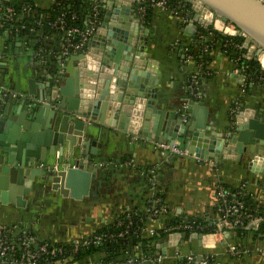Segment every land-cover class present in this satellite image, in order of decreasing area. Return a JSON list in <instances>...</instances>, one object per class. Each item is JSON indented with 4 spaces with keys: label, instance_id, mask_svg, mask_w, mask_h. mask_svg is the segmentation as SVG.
Wrapping results in <instances>:
<instances>
[{
    "label": "crops",
    "instance_id": "1",
    "mask_svg": "<svg viewBox=\"0 0 264 264\" xmlns=\"http://www.w3.org/2000/svg\"><path fill=\"white\" fill-rule=\"evenodd\" d=\"M0 1L5 4L11 0ZM12 1L25 4L27 0ZM54 1L33 0L36 9L41 10L49 8ZM186 18L180 9L152 7L148 24L141 21L148 27V51L161 71L157 85L158 106L168 112L178 110L182 98L193 91L191 79L198 73L200 81L193 85L199 91L195 99L203 100L209 106L208 120L214 132L229 133L235 108L249 109L264 121V82L247 83L237 60L223 50L222 41L210 45L202 42L198 35L186 31ZM1 20L2 16L0 71L3 64H9V86L12 81L15 83L17 75H22L23 85L27 84L28 77H34L37 83L49 81L58 67L65 33L45 31L41 27L20 34L18 28L5 26ZM201 51L206 56L204 60L195 57ZM188 55H192L190 60ZM114 108L107 112L104 123L95 121L91 128L93 135L98 137L95 141L101 153L95 158L99 175L90 194L75 199L68 190L59 194L50 183L35 196L12 199L0 194V226L26 227L40 242L68 243L88 238L132 212H143L145 226L157 230L178 218L190 216L203 217L211 225L216 217L217 189L221 185H227L233 191L241 190L244 185V191L264 209V171L261 175L251 171L247 159L239 162L232 156L219 161L200 160L184 152H177L174 159L173 152L164 149L156 138H147L141 131L137 133L134 126L129 130L120 129L118 121L113 119ZM151 169H157V180L164 187V202L169 208L168 214L152 221L146 215V209L153 201V183L148 175ZM194 234L186 238L181 234L177 244L165 247L164 258L145 264H180L174 257L175 252L214 254L220 264H264V233L256 237L253 236L255 233H249L243 237L228 232L225 240L218 235L197 239ZM169 236L166 239L156 237L153 241L155 250L163 252L158 246L168 241ZM230 243L245 246L248 253L242 257L226 254L225 247ZM104 255L97 252L74 261L50 264H90V257L98 261Z\"/></svg>",
    "mask_w": 264,
    "mask_h": 264
},
{
    "label": "water",
    "instance_id": "2",
    "mask_svg": "<svg viewBox=\"0 0 264 264\" xmlns=\"http://www.w3.org/2000/svg\"><path fill=\"white\" fill-rule=\"evenodd\" d=\"M101 2L105 15L95 33L83 48L59 52L49 81L37 83L28 77L23 85L22 75H17L9 86V64L1 67L0 194L12 199L35 196L50 183L59 194L68 190L75 199L89 195L99 175L95 158L101 153L91 128L95 121L104 123L113 107V119L122 130L134 126L137 133L200 160L247 159L251 171L263 174L264 121L241 108L229 133L214 132L209 106L195 99L199 91L193 85L178 110L158 106L161 71L148 51V27L139 15L141 0ZM181 2L189 18L187 32L196 36L199 27L213 26L217 15L242 32L246 59L258 48L264 51V0ZM180 239L181 233L171 234L158 247L165 253L167 245Z\"/></svg>",
    "mask_w": 264,
    "mask_h": 264
},
{
    "label": "built area",
    "instance_id": "3",
    "mask_svg": "<svg viewBox=\"0 0 264 264\" xmlns=\"http://www.w3.org/2000/svg\"><path fill=\"white\" fill-rule=\"evenodd\" d=\"M142 6L139 8V15L141 20H145L147 8L160 7L162 9L171 8L172 0H141ZM4 3L0 1V9L3 8ZM100 8H102L101 0H95V4L92 11V18L89 20L85 28L79 26H71L65 30V45L63 54H67L70 51L78 50L84 47L89 38L95 33L98 26V15L100 14ZM180 9V6L173 7ZM7 17H11L14 13L12 6H7ZM26 13L31 11V8L27 5L24 6ZM179 12V10H178ZM64 14L59 18L61 21V28H64ZM75 17V14L73 15ZM186 25L189 23V18H186ZM25 27L24 25L22 26ZM213 29L209 30V35H213V31L217 30L226 36L242 37V32L231 22L223 20L221 17L214 16ZM199 39L204 42L207 40V36L197 30ZM233 42V41H232ZM235 47L242 51L243 43H235ZM206 51V50H205ZM264 55V51L257 49L253 57L260 63L262 70L264 71V65L261 57ZM246 52L242 53L240 57H245ZM188 60L192 58V55H188ZM244 65L242 70L246 69ZM198 73L194 74L191 83L195 86L200 81ZM243 77L247 79V75L244 73ZM247 81V80H246ZM239 110L237 108L232 110V116ZM164 149H168L173 153L181 152L178 149L170 148L166 143H161ZM157 169H151L148 175L153 183V201L151 205L146 209L147 219L159 220L163 215L169 213V208L164 202V187L159 184L157 180ZM244 185L241 190H231L223 185L217 189V201L215 205V219L211 222V225L215 227L213 232L202 231L204 226L198 223L195 219H189L186 217L181 221H177L174 224L164 225L160 228L167 236L176 233H193L203 235H218L219 238L225 240V234L228 232H236L238 229H242L249 233H256L261 231V227L264 225V216H256L252 211L247 209L245 200L243 198ZM131 214L128 213L127 217L131 218ZM146 219V220H147ZM145 221V220H144ZM133 221L130 220L127 227L119 233V237H123L130 233L132 229ZM119 224H123L119 221ZM140 237H154L158 235L159 230L154 227H138L135 231ZM114 234H94L88 238L76 239L68 243H55L48 241H38L35 233L26 227L16 226H0V263L2 264H50L55 261H68L74 259L82 248L92 245L103 244L108 238L113 237ZM165 237V239L167 238ZM225 253L234 257H242L248 253V249L243 245L235 243L227 244L225 247ZM104 257L100 260H93L90 257V264H145V262H156L159 259L165 257V253L161 250H148V252L139 253L126 252L116 259L108 260L107 253L103 252ZM174 257L179 259L180 264H220L214 254L204 253L197 254L193 252L181 253L175 252Z\"/></svg>",
    "mask_w": 264,
    "mask_h": 264
},
{
    "label": "trees",
    "instance_id": "4",
    "mask_svg": "<svg viewBox=\"0 0 264 264\" xmlns=\"http://www.w3.org/2000/svg\"><path fill=\"white\" fill-rule=\"evenodd\" d=\"M94 4L95 0H55L49 8L41 10L38 8L36 9L33 0H27L25 4L11 0L9 2H5L3 8L0 9V16H2L1 21L5 23V26H11L12 29L18 28L20 34L30 32L31 28H34V30H36L41 27L45 31L52 30L58 32H65V30L71 26H79L81 28H85L89 20L92 18ZM25 5L29 6L31 8V11L27 13L28 15L25 18H23V16L26 14V11H24ZM7 6H12L14 8V13L11 15V17H7ZM171 6H180L181 11L184 9V4L181 2V0H172ZM151 11L152 8H147L145 15V22L147 24L150 21ZM40 14H43L42 18L40 17ZM62 14H64L63 29L61 28V21L59 19ZM74 14L75 17H73ZM104 15L105 12L103 8H100V14L98 15V23L102 21ZM32 21L33 23H31ZM23 25L25 26L24 28L22 27ZM209 29H213L212 26L209 27ZM198 30L199 32H203L207 36L208 39L205 41L208 45L218 40L222 41L223 50L227 51V54L234 60H237L240 68L242 69L244 65L247 66V68L243 71L247 75V83H249L250 81H260L262 83L264 82V71L262 70L260 63L254 57H252L251 59L240 57V55L242 53H245L246 50L242 49L241 51L240 49H237L235 47V44L233 43H243V37H233L226 35L224 36L217 30L213 31V35H209V30L202 27H199ZM196 35L198 34L196 33ZM195 57L199 60L206 59V56L204 53H202V51L196 54ZM225 186L228 188L227 185ZM243 192V198L245 200L247 209L249 211H252L253 214L256 216H264V209L256 202V200L251 195H249L247 191ZM162 196L165 197V192L162 194ZM131 215V218H128L127 214H124L115 223H111L105 226L104 228L98 230L96 234L107 233L114 234V236L108 238L105 242H103V244L92 245L87 248H82L81 251L77 255H75L74 259H70L68 261H74L82 257H88L97 252H106L107 259L113 260L118 258L120 254L126 252L139 253L140 251L148 252V250H155V246L153 245V241L155 240V238L166 237L167 233H164L162 230H159L158 235L154 237H140V235L136 234L135 231L138 227H144V220L146 216L145 214H143V212H132ZM185 218H178L177 221H181ZM188 218L191 220L195 219L198 223L203 225L204 229L202 231L213 232L215 230V227L210 225V223L206 221L203 217L190 216ZM130 220L134 222L130 233L123 237H119V233L127 227ZM119 221H122L123 224H119ZM175 222L173 221L171 224H174ZM236 233L239 236L243 237L248 235V232L242 229H238ZM261 233H264V225L261 227V231L256 232L255 234L253 233V236L256 237ZM184 234L185 238L190 235L188 232Z\"/></svg>",
    "mask_w": 264,
    "mask_h": 264
},
{
    "label": "bare ground",
    "instance_id": "5",
    "mask_svg": "<svg viewBox=\"0 0 264 264\" xmlns=\"http://www.w3.org/2000/svg\"><path fill=\"white\" fill-rule=\"evenodd\" d=\"M261 59H262V63H263V65H264V55L261 57Z\"/></svg>",
    "mask_w": 264,
    "mask_h": 264
}]
</instances>
